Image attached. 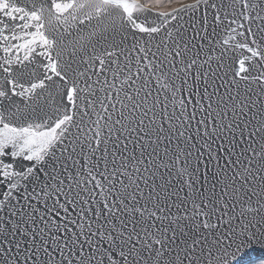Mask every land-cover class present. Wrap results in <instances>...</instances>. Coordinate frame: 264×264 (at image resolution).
Masks as SVG:
<instances>
[{
	"label": "snow or ice",
	"instance_id": "6c2138e0",
	"mask_svg": "<svg viewBox=\"0 0 264 264\" xmlns=\"http://www.w3.org/2000/svg\"><path fill=\"white\" fill-rule=\"evenodd\" d=\"M166 2L0 0V264H264V0Z\"/></svg>",
	"mask_w": 264,
	"mask_h": 264
},
{
	"label": "rangeland",
	"instance_id": "374dc122",
	"mask_svg": "<svg viewBox=\"0 0 264 264\" xmlns=\"http://www.w3.org/2000/svg\"><path fill=\"white\" fill-rule=\"evenodd\" d=\"M168 6H169V5L167 4L166 0H165V3L161 5V7H164V8H166V7H168Z\"/></svg>",
	"mask_w": 264,
	"mask_h": 264
},
{
	"label": "water",
	"instance_id": "95a60500",
	"mask_svg": "<svg viewBox=\"0 0 264 264\" xmlns=\"http://www.w3.org/2000/svg\"><path fill=\"white\" fill-rule=\"evenodd\" d=\"M226 38V37H225ZM15 42V41H14Z\"/></svg>",
	"mask_w": 264,
	"mask_h": 264
}]
</instances>
